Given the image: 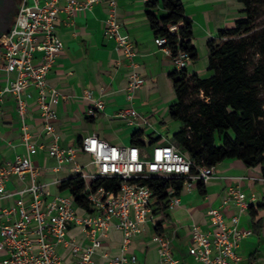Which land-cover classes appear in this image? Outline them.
Listing matches in <instances>:
<instances>
[{
    "label": "built area",
    "instance_id": "2783aa9c",
    "mask_svg": "<svg viewBox=\"0 0 264 264\" xmlns=\"http://www.w3.org/2000/svg\"><path fill=\"white\" fill-rule=\"evenodd\" d=\"M61 1L21 0L10 29L0 37V70L6 74L5 82L0 86V101L5 93L14 97L22 142L27 150L11 161H0V198L14 196L11 204L0 206V264H67L58 252L59 247L68 249L76 264H94L95 253L104 258V264H131L136 256L127 255V251L133 237L155 217L151 205L152 190L143 180L152 174L180 175L184 177V189H191L195 183H205L210 179L214 168L202 166L197 172H192L187 154L175 145L162 142L146 151L145 147L137 145L111 144L91 133L83 136L76 146L62 147L58 144L59 136L54 126L58 115L52 104L62 95L49 84L48 75L64 46L57 32L59 12L73 15L78 10L105 1L109 11L104 21V33L114 39L129 61L125 95L130 104L145 81L136 70L137 50L117 20L118 0H64L62 7ZM168 29L174 31L176 25H169ZM154 42L171 55L165 36H155ZM172 60L177 70L186 68L191 62L185 52L178 53ZM31 90L43 121L44 134L49 136L44 143L33 141L29 131L27 113ZM84 96L89 100L88 117H94L103 110L104 101L95 97L92 90H85ZM115 116L134 124L139 113L131 105L119 109ZM36 148L45 150L53 158L55 169L70 165L74 174L88 172L91 178L116 177L117 187L99 186L86 194V210L77 207L71 195L51 194L43 183L36 180L39 168L30 159V152ZM79 152L89 156L88 170L77 160ZM27 175L30 182L23 189L14 192L7 188L11 176L23 180ZM167 191L168 206L180 204L179 194H175L172 187ZM24 194H27V199ZM249 202L240 187L231 184L225 189L222 200V206L233 204L236 207L229 219L220 207H211L207 211L211 230L202 231L199 225L192 224L188 252L195 261L199 264H240L236 248L241 239L251 234V230L241 229L239 221ZM72 225L80 228L87 240L85 244L69 236L68 229ZM112 227L121 232L120 249L114 255L101 248ZM151 239L157 244L158 264H184L183 260L173 256L171 239L167 234L155 232Z\"/></svg>",
    "mask_w": 264,
    "mask_h": 264
},
{
    "label": "crops",
    "instance_id": "0c3cea01",
    "mask_svg": "<svg viewBox=\"0 0 264 264\" xmlns=\"http://www.w3.org/2000/svg\"><path fill=\"white\" fill-rule=\"evenodd\" d=\"M180 1L186 16L192 21V42L198 50L197 59L191 61L186 68L189 74L196 73L205 77L209 74L205 43L219 29L232 27L237 19L243 17V6L238 0ZM64 4L65 1L62 0L60 6ZM147 9L146 0L117 1V20L137 50L136 70L145 79L144 84L136 91L132 104L125 95L130 73L129 61L123 56L114 39L104 33V21L109 11L107 3L100 1L89 8L76 11L73 15L65 11L58 13L57 32L64 46L48 75V82L62 95L52 104L58 115L54 126L60 146H76L83 136L91 133H96L111 144L130 145L133 133L141 130L145 148L150 147L146 151H150L148 134L163 137L162 124L169 121L168 106L176 101L173 82L169 77L174 65L166 49L154 42L155 34L149 24ZM154 10L162 9L159 5ZM5 77V72L0 70V86L4 84ZM87 89L92 90L94 96L101 97L105 103L103 110L94 117L86 114L89 100L85 98L84 91ZM30 92L32 97L28 100L27 113L29 131L33 141L44 143L49 136L44 134L34 91ZM131 105L139 113L134 124H128L115 116L119 109ZM144 120L147 122L144 123ZM172 125L166 124V130L171 128L175 132L181 123L176 121ZM26 151L22 142L16 101L11 94L5 93L0 101V161H11ZM30 159L39 168L36 180L43 183L51 194L70 195L68 189L60 190L58 187L60 180L74 174L70 165L55 169L53 158L40 148L30 152ZM77 160L85 169L90 168L86 165L89 161L88 155L79 152ZM213 168L214 174L204 183L203 192L199 191L195 183L191 189H184L179 193L180 204L167 206L164 212H156L152 206L154 219L143 225L142 231L133 237L129 245L127 255L136 256L131 264H158L157 244L151 239L155 232H163L170 237L174 257L183 260L184 264H199L188 252L191 243L190 228L192 224H197L202 231L211 230L212 223L207 214L211 207H220L229 219L236 207L233 204L222 206V200L225 189L231 184H237L250 201L239 221L241 229L251 230V234L241 239L236 248L239 262H264L262 163L247 166L238 159H229L218 162ZM29 182V175L23 180L11 176L7 181V188L16 192ZM13 198L14 196L9 199L0 198V206L11 204ZM24 198H28L27 194H24ZM68 234L82 245L87 242L80 228L75 225L69 227ZM120 245L121 232L112 227L101 248L114 255L119 252ZM58 252L67 264H76L68 249L59 247ZM93 259L94 264H104V258L99 253H95Z\"/></svg>",
    "mask_w": 264,
    "mask_h": 264
},
{
    "label": "trees",
    "instance_id": "16d2710c",
    "mask_svg": "<svg viewBox=\"0 0 264 264\" xmlns=\"http://www.w3.org/2000/svg\"><path fill=\"white\" fill-rule=\"evenodd\" d=\"M244 16L232 27L222 28L205 43L207 70L201 77L188 73L187 68L169 72L176 94V101L168 106V114L179 120L181 126L173 132V138L153 137L149 133L150 146L162 142L172 144L187 154L191 171L202 166H215L218 162L238 159L247 166L262 163L264 175V102L258 96L257 86L264 85V62L248 70L245 57L254 46L264 58V29L254 32V8L251 0H238ZM147 17L155 36H165L174 58L185 52L193 62L198 50L192 42L193 25L185 14L180 0H146ZM161 6V11L154 10ZM176 25L174 31L169 25ZM196 94V98L188 96ZM143 132L133 133L131 145L145 147L141 139ZM184 177L180 175L152 174L143 180L152 190V203L156 212H164L168 206L172 187L175 194L184 190ZM116 177L91 178L86 172L73 174L58 182L60 190L68 189L74 204L87 208L86 194L99 186L117 187ZM200 192L204 183L196 184ZM160 226V224L158 225ZM159 227H157L158 230Z\"/></svg>",
    "mask_w": 264,
    "mask_h": 264
},
{
    "label": "rangeland",
    "instance_id": "374dc122",
    "mask_svg": "<svg viewBox=\"0 0 264 264\" xmlns=\"http://www.w3.org/2000/svg\"><path fill=\"white\" fill-rule=\"evenodd\" d=\"M252 1V5L254 8V32L256 33H261L262 29H264V0H251ZM248 59V70L252 71L253 68L256 66L257 63L259 62H264V58H262L259 53H257V48L254 46H251L245 56ZM258 89V96L259 99L261 100V102H264V85L259 84L257 86ZM192 98H196V94H192L191 96H188V99H192ZM176 121H178L180 123L179 120L176 119H172L169 117V121L168 123L165 122L162 124V129L161 131L163 132V137L164 138H173V132L174 129H168L166 130V124L169 126L172 125L173 123H175ZM173 126V125H172ZM162 137V138H163ZM150 147L146 146V149L148 150Z\"/></svg>",
    "mask_w": 264,
    "mask_h": 264
},
{
    "label": "flooded vegetation",
    "instance_id": "af4514ba",
    "mask_svg": "<svg viewBox=\"0 0 264 264\" xmlns=\"http://www.w3.org/2000/svg\"><path fill=\"white\" fill-rule=\"evenodd\" d=\"M20 2L21 0H0V37L10 29Z\"/></svg>",
    "mask_w": 264,
    "mask_h": 264
}]
</instances>
